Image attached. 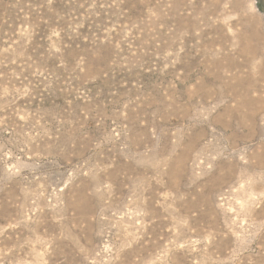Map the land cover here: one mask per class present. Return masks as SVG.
Here are the masks:
<instances>
[{
  "label": "rangeland",
  "instance_id": "1",
  "mask_svg": "<svg viewBox=\"0 0 264 264\" xmlns=\"http://www.w3.org/2000/svg\"><path fill=\"white\" fill-rule=\"evenodd\" d=\"M0 264H264V0H0Z\"/></svg>",
  "mask_w": 264,
  "mask_h": 264
}]
</instances>
